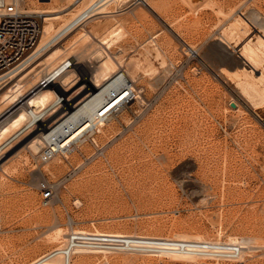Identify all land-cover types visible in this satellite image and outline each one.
Wrapping results in <instances>:
<instances>
[{"label": "rangeland", "instance_id": "rangeland-1", "mask_svg": "<svg viewBox=\"0 0 264 264\" xmlns=\"http://www.w3.org/2000/svg\"><path fill=\"white\" fill-rule=\"evenodd\" d=\"M53 1L38 5H65V11L80 7V2ZM152 1L158 13L138 4L88 19L82 26L98 39L121 22V40L103 48L96 39L77 53L65 40L61 57L47 60L23 82L26 91L53 64L71 56L84 67L73 76L70 86L79 79L69 91L73 96L84 76L93 77L96 56L105 50L140 96L130 103L122 100L96 143L85 142L82 153L56 169L52 166L61 153L43 163L41 152L34 155L25 147L36 129L6 150L0 169V264H29L64 244L66 238H50L58 226L131 235L200 234L213 241L232 235L254 245L243 261L202 258L194 263L166 255L97 251L86 254L87 264H264V98L244 88L241 55L243 44L264 37V0H208L201 8L198 0ZM123 6L112 4L106 10ZM262 71L255 70V76ZM14 106L5 109L0 121L19 107ZM104 153L114 159V168L109 162L103 169L93 167L106 159ZM47 182L55 186L49 204L42 197Z\"/></svg>", "mask_w": 264, "mask_h": 264}, {"label": "bare ground", "instance_id": "bare-ground-1", "mask_svg": "<svg viewBox=\"0 0 264 264\" xmlns=\"http://www.w3.org/2000/svg\"><path fill=\"white\" fill-rule=\"evenodd\" d=\"M40 1L43 0L35 1V4H41ZM69 1L75 3L80 2V7L77 9L76 7H74L70 10L65 11L68 8V6L65 5L63 7H61V5L58 8H55V6L53 5L48 9L42 8L40 6V9L44 12L45 22L42 28V36L40 42L36 46L35 51L32 53V55L26 58L23 64L12 68L10 71H8V73L0 76V97H2V100L0 101V117L4 116V111L6 108H8V106L15 104L14 107H16L20 104V97L25 93V84L23 82L26 79L29 80V77L31 75H33L35 72H39L40 68L47 62V60L52 61L61 57V55L65 52V40L70 44L75 53L79 51L80 47L86 44L88 45V43L93 42L96 39L97 42L99 41V44L103 45V48H110L121 40L124 33V26L121 22L117 24L113 23L112 25H110L104 32L101 33V38L98 39V35H96L92 29H86L84 28V26H82L88 19L96 16L97 14L106 15L122 12L123 10L131 6L132 1H135L137 5L140 4L138 2L140 1L141 4L146 6V8H148L150 11L158 13L157 4L152 0ZM209 2L210 1L208 0H198V5H196L197 7L201 8V6L203 5H208ZM50 3L54 4V1L51 0ZM112 4L124 6L113 11L106 10L108 9L107 7ZM115 19L117 18L115 17ZM238 19L239 18H237L236 21ZM241 21L244 22V20ZM260 26L262 27V25ZM247 31L249 32V30ZM262 35L260 34L257 36L256 44H253L252 41L247 44H243V51L241 52L243 60L245 59L244 65L242 67L244 70L243 74H245V76L247 77V80H245L246 83H244L247 87L244 88H247V92L252 91L257 93L259 99L264 98V37ZM156 36H154L153 38H155ZM183 41L185 40L183 39ZM59 43H61L60 46H58ZM190 49L192 50V48ZM97 51L100 50L97 49ZM97 51H95V53ZM96 57H98L99 59V65L93 73V77H91V79H88V77L84 76V78H82L80 90L73 96L69 94V91L75 86V84L79 82V79L77 81L74 79V81H76L75 83H73L74 86H70V84L72 83V79L75 78L73 76L77 74V68H80V70H83L84 68L82 65H79L81 61H78L76 60L77 58L72 57L75 62L72 63L70 68L65 69V67H63L64 61L67 59L65 58L53 64L49 69H47L42 78H44V76H49L51 83L48 84L43 90L38 91L36 94H29L25 98V103L21 107H18L15 112L11 113L9 116L0 121V143L8 139L10 146L7 149L9 150L12 144L22 138L29 130L36 129L30 131L29 134H33L37 130L38 134L36 133L33 137H31L26 142L25 147L30 148L34 155H38L46 147L51 146V148L56 153L50 160L61 153L63 157H57L58 159L56 164L52 166L55 169L58 168L66 160L75 157L76 154L80 152L82 153V150L80 149L85 142L96 143L97 134L104 133L112 123L111 120H113L120 102L125 99V102L130 103L131 98L134 99L135 97L140 96V94H138V92L136 91L133 82L130 81V76L128 77L125 71H122V69H120V66L115 57L107 53L105 50L103 55L98 54ZM247 65L249 66V68L247 67ZM261 68H263L262 74H260L261 76L256 77L254 74L255 70H260ZM239 74L241 75L240 71ZM7 76L8 78H5ZM42 78L40 80H42ZM132 79L133 78L131 77V80ZM40 80L37 83H39ZM239 85L241 86L242 84ZM255 93L253 96L252 94L250 95L254 97L256 96ZM56 99L58 100V102H60V100L63 101L62 104L64 105L65 110L64 112L61 110V112L63 113H61V115H59L52 124L48 125L47 121L53 119V117H55V115L60 110L59 107L55 110H53V108L49 109V106H52L54 104V100ZM75 99H78V101L74 102ZM256 99H258L257 96ZM2 103L7 104V106L3 108ZM110 121L111 123H109ZM6 150L4 151V153L8 151ZM5 156L6 155L4 154L0 158V169L2 170H4ZM104 156L106 158V161L101 158V160H98V163L96 162L93 167L103 169L107 167L105 162H109L110 165L114 168L116 166L114 159L109 156L107 157L105 153ZM39 159L41 162H43V160L41 159V153ZM48 161H45L43 163H46ZM45 172L46 171H42V175H45ZM71 223L72 222H70V224ZM78 230L87 231L81 227H72V230L68 229L67 231H65L62 226H58L52 233L50 238H52L53 240L66 238L67 241L64 244L57 246L58 249H61L68 244L69 237H67L66 234L69 236L71 232ZM94 231L98 233L117 234L118 236L124 237L139 236L141 237V241L150 242L148 245V251L143 249L141 251H138V253L147 255H166L167 257L175 260L194 263H199L202 258L219 260L218 258H213L212 256L203 255L202 253H194L188 250L182 252L165 253V251H160V247L151 246L153 242L155 243L156 240L160 238L213 241L208 237L200 234L194 235L181 233L169 237L164 235L148 234L131 235L122 231H104L100 229H96ZM216 241H221V239ZM227 242L240 243L242 245V251L239 256L240 260L242 261L244 260L243 257L245 252L252 251L254 249V245H252V242L245 237H242V239L240 240V237L238 238L237 236L231 235L228 237ZM97 251L103 252L104 254H106L107 252L105 250L99 251L86 247H79L75 249L74 254L71 256V259H69V262L61 254H58L52 258H46L45 255L41 254L29 264H87L86 254ZM119 251L137 253L135 251H131V249L118 250L113 252ZM75 253H79L78 257L76 258L74 257Z\"/></svg>", "mask_w": 264, "mask_h": 264}, {"label": "built area", "instance_id": "built-area-1", "mask_svg": "<svg viewBox=\"0 0 264 264\" xmlns=\"http://www.w3.org/2000/svg\"><path fill=\"white\" fill-rule=\"evenodd\" d=\"M35 1L39 0H0V76L8 73L12 68L23 64L26 58L32 55L40 42L45 16L38 5L39 3L35 4ZM138 2L141 4L140 1ZM132 5H137V3L132 1L131 6ZM73 62H75V60L69 56L64 61L63 67L68 69ZM5 78H8V76ZM50 83V77L44 76L39 83L26 90L20 97L19 107L25 103V98L29 94H36ZM62 102V100H60V102H58L57 99L54 100V104L52 106L50 105L49 109L53 108V110H55L59 107V109L64 112L65 107ZM16 110L17 109L13 112ZM8 146V139L0 143V158L5 154L4 151ZM55 153L56 152L51 146L46 147L41 152V159L43 162L48 161ZM42 187L46 189L42 191L44 202L45 204H49L54 199L55 186L47 182L44 183ZM149 243L150 242L141 241V237L139 236L124 237L111 233L78 230L71 232L67 246L61 249L55 247L42 255H45L46 258H52L61 254L69 262L75 249L79 247H86L99 251L105 250L107 252L126 249L138 252L143 249L148 251ZM151 246H158L160 247V251H165V253L188 250L194 253L212 256L219 260L229 261H239V256L242 251V245L240 243H231L227 241L160 238L157 239L155 243L153 242Z\"/></svg>", "mask_w": 264, "mask_h": 264}]
</instances>
